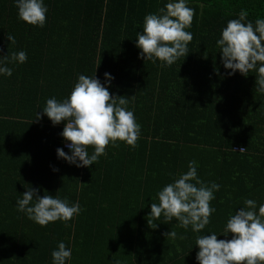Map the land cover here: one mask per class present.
<instances>
[{
	"label": "trees",
	"instance_id": "1",
	"mask_svg": "<svg viewBox=\"0 0 264 264\" xmlns=\"http://www.w3.org/2000/svg\"><path fill=\"white\" fill-rule=\"evenodd\" d=\"M166 2L45 0L49 11L39 28L18 18L13 0H0V55L28 57L8 65L11 77L0 76V264H52L61 241L72 248L70 264H147L148 258L175 264L195 246L191 226L161 217L152 228L148 214L158 203L151 198L187 172L189 161L197 162L203 181L220 185L210 202L219 232L245 199L264 203V93L255 89L254 72L229 76L216 45L241 9L253 23L264 18V2L190 0L189 54L161 67L139 58L136 33L144 16ZM105 72L115 77L110 92L129 98L141 135L135 148L117 141L97 163L77 168L57 157V148L68 152L64 122L36 121L35 113L48 98H67L78 75L103 82ZM235 146L245 151L233 152ZM30 186L41 196L47 190L78 201L83 211L67 223L41 226L15 206ZM171 230L174 240L164 236Z\"/></svg>",
	"mask_w": 264,
	"mask_h": 264
},
{
	"label": "clouds",
	"instance_id": "2",
	"mask_svg": "<svg viewBox=\"0 0 264 264\" xmlns=\"http://www.w3.org/2000/svg\"><path fill=\"white\" fill-rule=\"evenodd\" d=\"M13 3L20 20L39 28L45 26L49 11L45 0H13ZM189 4L190 0H167L156 12L144 16L143 29L136 33L139 58L152 63L159 60L161 67H171L189 54L188 45L193 34L188 29L195 15ZM248 15L246 9H241L238 18L228 20L216 45L221 63L226 70H231L228 75L239 72L247 77L254 72L255 89L264 93V18H257L253 23ZM7 39L15 43L14 36L7 35ZM27 58L26 51L0 55V76L11 77L13 69L8 65L23 64ZM114 79L108 72L104 73L103 82L96 74H80L67 98H48L42 112L36 111V121L46 116L53 126L64 122L60 135L68 152L57 148L59 159L77 168H86L107 154L109 144L118 147L117 141H122L136 147L141 125L136 121L134 111L128 107L129 98L110 92ZM89 147L93 149L91 154ZM197 169V162L189 161L187 172L163 186L151 198L158 203H151L148 214L150 227L156 228L158 223L153 225V221L162 217L163 223L175 220L179 227L188 230L191 226L192 232L201 233L211 223L210 218L216 208L210 202L215 200L220 185L214 181H203ZM26 189L16 200L17 211L41 226L58 220L67 223L83 211L78 201L70 203L66 197L61 199L58 192L53 196L45 190L41 196L38 187ZM229 234L231 239H227ZM177 235L173 230L164 233L166 239L174 240ZM219 235L225 239H218ZM195 246L198 247L196 264H264V203L258 205L254 199H245L243 206L229 215L219 234L209 230L208 234L197 235ZM51 257L52 264H70L72 248L61 241L51 252ZM115 264L121 262L115 261Z\"/></svg>",
	"mask_w": 264,
	"mask_h": 264
},
{
	"label": "crops",
	"instance_id": "3",
	"mask_svg": "<svg viewBox=\"0 0 264 264\" xmlns=\"http://www.w3.org/2000/svg\"><path fill=\"white\" fill-rule=\"evenodd\" d=\"M213 216V215H212ZM219 216L216 215L212 220H211V223L206 226V228L201 232V233H188L187 235H192L194 237H197V235H203V234H208L209 233V230L211 231H214L216 232L217 234H219V226H218V223L220 220H214L215 218H218ZM100 232H103V226L101 227V231ZM218 239H222V236L219 235L217 237ZM198 251V247L197 246H194L192 249H190L189 252L186 253L185 256H181L180 260H176V263L175 264H196V260H195V256H196V252ZM155 260V258H148V261L147 264H155L153 261ZM145 261V262H146ZM143 263V262H142Z\"/></svg>",
	"mask_w": 264,
	"mask_h": 264
},
{
	"label": "built area",
	"instance_id": "4",
	"mask_svg": "<svg viewBox=\"0 0 264 264\" xmlns=\"http://www.w3.org/2000/svg\"><path fill=\"white\" fill-rule=\"evenodd\" d=\"M64 148L67 149V147L65 146V143H64ZM242 148H243V147L235 146V147L232 149V151H233V152H237V153H242V152L245 151L244 148H243L242 151H240Z\"/></svg>",
	"mask_w": 264,
	"mask_h": 264
}]
</instances>
